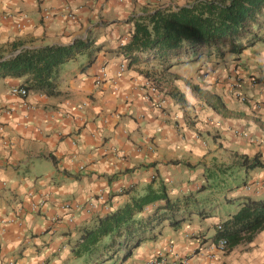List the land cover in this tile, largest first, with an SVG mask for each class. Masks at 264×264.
Returning <instances> with one entry per match:
<instances>
[{"label":"crops","instance_id":"0c3cea01","mask_svg":"<svg viewBox=\"0 0 264 264\" xmlns=\"http://www.w3.org/2000/svg\"><path fill=\"white\" fill-rule=\"evenodd\" d=\"M188 1L0 0V44L92 41L58 66L54 94L12 95L9 88L23 86V78L0 77V264H76L70 244L78 228L142 193L151 178L172 198L204 185L197 196L207 199L211 215L156 228L116 264L154 257L181 264L182 256L187 264H264V228L229 252L211 249L216 224L238 209L237 198L264 196V29L263 41L238 55L164 70L128 63L117 49L129 41L137 15ZM192 85L217 94L224 110ZM242 155H257L262 165L244 167Z\"/></svg>","mask_w":264,"mask_h":264},{"label":"trees","instance_id":"16d2710c","mask_svg":"<svg viewBox=\"0 0 264 264\" xmlns=\"http://www.w3.org/2000/svg\"><path fill=\"white\" fill-rule=\"evenodd\" d=\"M262 10L264 0H190L173 8L158 6L135 17L129 41L117 49L128 63L154 62L162 70L196 62L203 56L238 55L263 41L264 21H258ZM91 45L88 38L39 46H26L17 40L0 44V77H22L26 90L54 94L58 66ZM95 49L97 46L92 47ZM191 88L213 109L224 110L217 94L197 85ZM170 95L180 99L176 93ZM256 156L242 155L243 166L262 165ZM154 183L151 178L142 193L131 194L120 205L80 226L70 244L71 256H83L84 264H116L128 258L145 238H154L156 228L167 224L177 229L192 214L200 218L211 215L212 208L205 206L207 199L197 196L204 185L172 198L161 181ZM237 199L238 209L221 223L220 230L214 228L212 236L213 240L225 239V252L249 243L264 228V196L242 195Z\"/></svg>","mask_w":264,"mask_h":264},{"label":"built area","instance_id":"2783aa9c","mask_svg":"<svg viewBox=\"0 0 264 264\" xmlns=\"http://www.w3.org/2000/svg\"><path fill=\"white\" fill-rule=\"evenodd\" d=\"M69 18L70 19H73L74 18L73 14H69ZM16 26H19V23H16ZM148 89L151 92H153L154 95H156L158 105L159 106H162L163 103H164V99H163V97H161L159 95L160 93L157 90L156 86L154 84H152V83H149L148 84ZM9 93L12 94V95H17V96L23 97V96L26 95L27 90L24 87L11 86L9 88ZM248 188H249V186H246V189H248ZM95 199L99 200L100 202H103V195H102V193L96 194ZM63 206L66 207L68 210L69 209H77L79 207L78 204L69 205V204H66V203L63 204ZM67 218L70 219L71 216H68ZM216 227H217V229L220 230L221 229V224L220 223H217ZM225 246H226L225 239L224 238H218L213 243V246L211 247V249L223 253L225 251ZM211 253L212 252L207 253V255H205V256L208 257V258L209 257H212V254ZM158 258H160V257H158ZM158 258L157 257L151 258V259L147 260L146 264H158L160 262V259H158ZM179 259H180L181 264H187V257L186 256H182Z\"/></svg>","mask_w":264,"mask_h":264},{"label":"rangeland","instance_id":"374dc122","mask_svg":"<svg viewBox=\"0 0 264 264\" xmlns=\"http://www.w3.org/2000/svg\"><path fill=\"white\" fill-rule=\"evenodd\" d=\"M264 10H262V16H259V18H258V21H260V22H262V20L264 21ZM76 259H75V263L76 264H81V262H80V260H81V258H78V257H75ZM129 262V261H128Z\"/></svg>","mask_w":264,"mask_h":264},{"label":"clouds","instance_id":"9594fccd","mask_svg":"<svg viewBox=\"0 0 264 264\" xmlns=\"http://www.w3.org/2000/svg\"><path fill=\"white\" fill-rule=\"evenodd\" d=\"M20 87H24V86H20ZM24 88H25V87H24ZM25 89H26V88H25ZM27 91H28V90H27ZM26 94H27V93H26ZM23 97H24V96H23ZM220 224H221V223H220ZM216 225H217V224H216ZM215 227H216V226H215ZM216 228H217V227H216ZM216 240H217V239H216ZM216 240H215V241H216ZM224 252H225V251H224ZM224 252H223V253H224Z\"/></svg>","mask_w":264,"mask_h":264},{"label":"water","instance_id":"95a60500","mask_svg":"<svg viewBox=\"0 0 264 264\" xmlns=\"http://www.w3.org/2000/svg\"><path fill=\"white\" fill-rule=\"evenodd\" d=\"M17 51H15L14 53H16Z\"/></svg>","mask_w":264,"mask_h":264}]
</instances>
